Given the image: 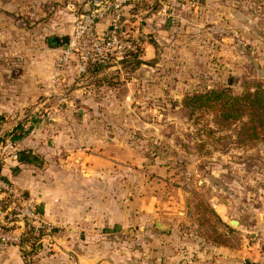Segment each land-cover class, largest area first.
<instances>
[{
	"label": "rangeland",
	"instance_id": "obj_1",
	"mask_svg": "<svg viewBox=\"0 0 264 264\" xmlns=\"http://www.w3.org/2000/svg\"><path fill=\"white\" fill-rule=\"evenodd\" d=\"M187 1V26L195 29L199 13ZM180 4L162 0L147 5L149 13L160 12L162 20L172 21L162 24L160 33L136 34L146 14L133 21L123 18L124 37L140 43L137 58L122 54L96 72L93 66L69 71L72 60L62 71L64 79L56 84L60 77L50 79L47 94H39L35 105L28 102L22 111L0 113V164H24L36 172L34 200L47 198L55 180L69 188L91 173L83 182L92 195L105 189L106 198L121 205L119 210L111 207L108 216L132 219L121 234L89 239L93 264H167L168 256L172 264L185 256L188 264H252V252L264 251V220L251 208L242 229L227 231L207 204L211 194L254 206L264 199V143L235 148L238 125L218 130L212 116L201 117L181 103L185 94L211 87L233 93H240L244 82L264 87V63L183 37L184 29L174 21L183 14ZM49 38L39 44L27 37L24 45L12 47L9 57L0 58V72L9 70L17 77L54 65L58 55L49 54ZM146 43L152 44L148 51ZM42 52L48 55L40 56ZM81 155L86 156L84 165ZM157 220L170 234L155 229ZM66 232L60 228L55 233L52 248L51 240L40 246L47 260H68ZM75 240L82 247L85 239ZM39 249L28 256V264Z\"/></svg>",
	"mask_w": 264,
	"mask_h": 264
},
{
	"label": "crops",
	"instance_id": "obj_2",
	"mask_svg": "<svg viewBox=\"0 0 264 264\" xmlns=\"http://www.w3.org/2000/svg\"><path fill=\"white\" fill-rule=\"evenodd\" d=\"M84 1L0 0V58L9 57L11 48H19V46L24 45L27 37L39 44L40 40L45 41L50 37L47 41L50 47L48 52H51L49 54L53 57L59 56L61 48L58 45H51L50 41L52 38L69 37L76 16L84 12ZM165 1L167 4L170 1H181L178 10L179 12L182 11L183 14L179 15L178 19L174 21L176 25L181 26L182 30L184 29L183 37L194 39L201 44L209 43L217 51L221 50V52H224L225 50L228 54L229 52L232 54L235 51L237 55H243L242 59L244 61H250L253 57H257L260 62L264 63V0H192L195 4L194 7H196L192 8L199 13L196 19L197 22L194 24L195 29H192L191 25L187 26L189 18L186 14L184 15L187 5L191 8V2L187 0ZM149 12L148 6L145 10L133 13L128 10L125 11V20L129 18L131 21L146 14L147 19L140 21L141 28H135L137 35L141 36L146 31L160 33V26L165 22L172 25V21L168 17L166 20L160 18V12ZM27 23H30L29 26L34 25V28L27 30ZM164 26L166 27L167 25L165 24ZM106 27V22L102 21L98 25V31L102 32ZM131 28L134 29V26L130 25L129 29ZM146 45L147 48L145 50L148 51L152 44L146 43ZM48 52H42L40 56L48 55ZM44 66L41 65V67ZM47 66L49 67L48 69L40 68L25 71L17 77L12 76L9 70L1 71L0 113L22 111L29 103L35 105V99L39 94H47V87L50 86L48 81L54 75V65H49L48 63ZM71 66L73 69L68 67L69 71L76 72V70H81L76 62ZM63 76L64 73H61L57 81L54 78L56 82H53V84L60 81ZM12 78H15V80H12ZM24 80H29V84L27 81L24 84ZM30 80L32 81L30 82ZM10 121L12 119L8 120V122ZM15 121L19 122L20 120L17 119ZM67 134L69 133L67 132ZM85 157V155L80 157L83 159H81L83 165L85 164ZM98 164L100 165L101 163L98 162ZM97 169L100 170V167ZM90 175L91 173L85 174L83 178L78 177V179H82V182L73 181L67 184L69 188H62L57 180L54 182L50 181L52 183L47 188L49 196L45 199L42 197L40 200L38 198V200H34L33 197H36V194H34L37 183L36 178H38L36 172L24 164H19V166L15 164L12 168H9L8 164H0V177L10 183L15 189L21 191L24 199L36 203L45 219L54 227L50 248L53 247V243L57 240L55 233L60 228L66 229L67 236L65 241L69 258L63 261V264H93L94 260L91 258V254L95 252L89 239L102 237L107 234H121L126 230L128 221L133 222L132 219H122L121 217L118 219L117 217L111 218L108 216L111 213V207L119 210L121 205L117 203L118 201L114 197L108 200L105 189L102 190V193L99 191L97 194L93 193L92 195L91 189L88 188L89 186L83 182L85 177L90 178ZM230 189L229 187L224 188L226 191ZM40 202H42L41 205ZM207 204L212 208L221 223L225 225V222H227V225H225L227 227H224L227 231L237 227H239V230L242 229L244 227L242 221L245 218L244 216H246V211L249 212L250 208L256 216L258 215L260 219L264 220V199H261L258 205L254 206L246 200L237 203L230 198L220 200L218 196L211 194ZM147 216L145 215V217ZM234 219L238 221L235 228L229 225V221ZM168 234H170V231ZM77 238L85 239L82 242V247L75 245L77 243L75 239ZM48 250L51 251L52 249ZM45 254V251L43 252L39 249L34 257L33 264H58L59 256L56 257L57 259L47 260L46 256H44ZM184 254L186 255V251H184ZM230 254L232 256L235 253ZM250 256L252 264H264V251H253ZM167 258L169 261L167 264H172L171 256ZM182 260L180 264H188L186 256ZM0 264H28V262L18 248L10 247L0 251ZM244 264H249V262L244 261Z\"/></svg>",
	"mask_w": 264,
	"mask_h": 264
},
{
	"label": "built area",
	"instance_id": "obj_3",
	"mask_svg": "<svg viewBox=\"0 0 264 264\" xmlns=\"http://www.w3.org/2000/svg\"><path fill=\"white\" fill-rule=\"evenodd\" d=\"M161 0H85L84 12L73 23L68 43L54 63V75L75 60L80 67L88 63L106 65L110 59L135 50V44L124 37V13L137 4L159 3ZM105 21L107 27L98 31ZM14 158H16L14 156ZM54 227L45 219L38 205L24 199L23 193L0 177V251L16 247L20 251H34L52 239ZM264 243V236L260 237Z\"/></svg>",
	"mask_w": 264,
	"mask_h": 264
},
{
	"label": "trees",
	"instance_id": "obj_4",
	"mask_svg": "<svg viewBox=\"0 0 264 264\" xmlns=\"http://www.w3.org/2000/svg\"><path fill=\"white\" fill-rule=\"evenodd\" d=\"M148 4H137L130 8V12L142 11L147 9ZM82 13V12H81ZM124 30V25L122 31ZM126 54L134 58L138 57V47ZM140 61H138L139 64ZM94 67V71L105 65H96L88 63L84 71H88V67ZM240 93H233L227 87H211L201 91L187 93L183 96L182 106L196 112L199 116H212L214 125L218 130H230L235 125L237 129L233 131L234 140L232 145L235 148H250L259 143H264V87L260 84H252L244 82L241 85ZM219 226L227 227L217 218ZM24 259L32 256L34 251L29 253L21 251ZM27 262H29L27 260Z\"/></svg>",
	"mask_w": 264,
	"mask_h": 264
},
{
	"label": "water",
	"instance_id": "obj_5",
	"mask_svg": "<svg viewBox=\"0 0 264 264\" xmlns=\"http://www.w3.org/2000/svg\"><path fill=\"white\" fill-rule=\"evenodd\" d=\"M62 44V45H66L68 43V38L67 37H62L60 39L58 38H52L51 41H50V44L51 45H59V44ZM237 222L236 221H229V225L233 228H235L237 226ZM155 229L156 230H159L163 233H169L170 229L169 227L161 224L158 220L155 221Z\"/></svg>",
	"mask_w": 264,
	"mask_h": 264
}]
</instances>
